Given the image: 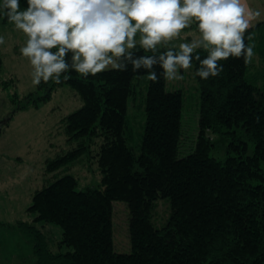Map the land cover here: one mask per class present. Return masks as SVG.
I'll return each mask as SVG.
<instances>
[{
	"label": "trees",
	"instance_id": "1",
	"mask_svg": "<svg viewBox=\"0 0 264 264\" xmlns=\"http://www.w3.org/2000/svg\"><path fill=\"white\" fill-rule=\"evenodd\" d=\"M21 5L26 8V0ZM190 28L198 31L195 22ZM248 34L253 38L245 43L254 52L248 64L229 58L218 77L203 80L194 75L199 62L193 60L200 117L192 138L183 126L185 90H168L159 66V56L172 50L168 44L155 53L133 50L134 58L157 60L152 70L158 82L127 61L125 71L85 77L70 69L67 81H42L20 110L39 108L63 87L83 102L64 120L67 141L77 147L48 161L47 170L72 167L89 154L101 180L79 190L75 176L59 178L35 193L33 223L0 222V230L25 232L35 264H264V22ZM196 54L208 55L203 49ZM3 66L0 53V73ZM132 110L141 114L140 123ZM225 145L224 157H215ZM165 201L170 215L160 222L157 210ZM116 202L128 212L130 253L116 248ZM37 224L60 227L59 249L69 250L55 252Z\"/></svg>",
	"mask_w": 264,
	"mask_h": 264
},
{
	"label": "clouds",
	"instance_id": "2",
	"mask_svg": "<svg viewBox=\"0 0 264 264\" xmlns=\"http://www.w3.org/2000/svg\"><path fill=\"white\" fill-rule=\"evenodd\" d=\"M0 0V16L27 37L20 48L32 66V83L39 86L50 80L60 84L61 77L74 70L85 77L103 73L111 67L127 70L148 69V79L158 82L152 55H137V45L144 52L155 53L158 46L173 42L193 22L198 38L178 44V52L167 50L159 56V66L166 80H182L179 70H189L199 62L195 76L203 80L223 72L220 61L243 58L251 62L253 46L245 43L248 31L259 11L247 0ZM5 38L0 36V45ZM207 51L206 58L196 54Z\"/></svg>",
	"mask_w": 264,
	"mask_h": 264
},
{
	"label": "rangeland",
	"instance_id": "3",
	"mask_svg": "<svg viewBox=\"0 0 264 264\" xmlns=\"http://www.w3.org/2000/svg\"><path fill=\"white\" fill-rule=\"evenodd\" d=\"M247 4L254 11L261 13L252 21L251 27L264 22V0H247ZM5 19L0 16V36L5 38V44L0 45V53L4 60L0 73V222L16 225L18 221L33 223L35 220V215L27 211L32 206L36 191L69 174L79 179V190L96 187L100 183L101 174L96 158H90L89 154L82 156L72 167L59 170V173L46 171L48 161L62 157L74 149L75 145L67 141L63 121L80 109L83 102L74 90L63 87L53 94V99L41 103L39 108L31 105L26 110H20L27 97L38 92V86L32 83L33 69L30 61L20 53V48L25 46L27 37L22 31L15 30L12 24L7 26ZM185 31L191 35L167 43L172 50L178 52L179 43L191 42L192 39L198 38L199 33L196 29L189 28ZM179 74L183 79L168 81V90H185L183 126L184 131H187V137L192 138L196 136L200 117L198 85L190 76V69L185 73L179 70ZM131 115L133 119H137L136 124L142 120L141 114L137 111L132 110ZM225 152L226 145L220 156L217 151L213 155L223 158ZM115 205L116 248L120 253H130L132 249L127 226L128 212L123 203L116 202ZM157 212L160 222L164 221L169 214L168 204L160 202ZM37 227L48 236L55 252L69 250L59 249L58 243L62 240L63 234L60 227L50 224H37ZM0 264H35L33 240L18 229L0 230Z\"/></svg>",
	"mask_w": 264,
	"mask_h": 264
},
{
	"label": "bare ground",
	"instance_id": "4",
	"mask_svg": "<svg viewBox=\"0 0 264 264\" xmlns=\"http://www.w3.org/2000/svg\"><path fill=\"white\" fill-rule=\"evenodd\" d=\"M4 23V22H3ZM10 24V23H9ZM5 25V24H4ZM7 26H8V24H7ZM59 91V90H58ZM175 91V90H174ZM33 94V93H32ZM35 94V93H34ZM15 96V95H14ZM17 97H18V95H17ZM16 97V98H17ZM53 99V98H52ZM16 100V99H15ZM18 100H19V98H18ZM25 100V99H24ZM28 107H30V106H28ZM34 108H36V107H34ZM38 108V107H37ZM25 110V109H24ZM70 116V115H69ZM197 119V118H196ZM65 120V119H64ZM64 122V121H63ZM63 124V123H62ZM65 131V130H64ZM63 132V131H62ZM65 132H67V131H65ZM64 133V132H63ZM67 134V133H66ZM71 146V145H70ZM74 146V145H73ZM75 147H77V146H75ZM74 147V148H75ZM72 150V149H71ZM70 151V150H69ZM65 152V151H64ZM70 153V152H69ZM64 155V154H63ZM64 157V156H63ZM60 158V157H59ZM79 158H81V157H79ZM20 159V158H19ZM57 159H58V157H57ZM78 160V159H77ZM79 161V160H78ZM77 161V162H78ZM24 162V161H23ZM50 162H51V160L49 161V164H50ZM74 162V161H73ZM83 162V161H82ZM52 163V162H51ZM70 163H72V162H70ZM70 163H68L69 165H70ZM48 165V164H47ZM52 165V164H51ZM51 165H49V166H51ZM46 167V166H45ZM65 167V166H64ZM48 168V167H47ZM51 167H49V169H50ZM62 168V167H61ZM48 169V170H49ZM55 170H58V169H56V168H54ZM60 169V168H59ZM48 170H46V171H48ZM53 170V169H52ZM55 170H53V171H55ZM100 170V169H99ZM60 172V171H59ZM58 172V173H59ZM48 173H52L51 171L49 172L48 171ZM49 175V174H48ZM79 181V180H78ZM5 185V184H4ZM1 186V185H0ZM3 186V185H2ZM44 188V187H43ZM47 188V187H46ZM45 189V188H44ZM8 190V189H7ZM10 190H12V189H10ZM43 191V190H42ZM14 193V192H13ZM12 193V194H13ZM35 193H37V191L35 192ZM19 194V193H18ZM14 195H16V194H14ZM33 196V195H32ZM19 197V196H18ZM16 199V198H15ZM20 200H22V199H20ZM33 201V200H32ZM159 202V201H158ZM166 202V201H165ZM33 203V202H32ZM162 204V203H161ZM21 205H22V203H21ZM26 206V205H25ZM20 207V206H19ZM23 207V206H22ZM27 208H29V207H27ZM31 208V207H30ZM25 209V208H24ZM23 209V210H24ZM168 209V208H167ZM25 211V210H24ZM23 211V212H24ZM30 211V210H29ZM29 211H27V212H29ZM5 212V211H4ZM10 212V211H9ZM27 212H25V213H27ZM12 213V212H11ZM158 213V212H157ZM168 213V212H167ZM159 214V213H158ZM2 215V214H1ZM13 214H11V216H12ZM32 215V214H31ZM170 215V214H169ZM3 216V215H2ZM11 216L9 217V219L11 218ZM29 216V215H28ZM13 217H14V215H13ZM6 218H8V216H6ZM35 218V217H34ZM33 218V219H34ZM12 220V219H11ZM22 221V220H21ZM19 222V221H18ZM127 222V221H126ZM22 223H23V221H22ZM28 223V222H27ZM14 225H15V223H13ZM17 225H18V223H16ZM7 225V224H6ZM5 227V225L2 227V228H4ZM6 227H8L9 228V226H6ZM14 228V227H13ZM41 228V227H40ZM11 229V228H10ZM42 229V228H41ZM12 230V229H11ZM14 230V229H13ZM14 232V231H13ZM25 233V232H24ZM25 235H27V234H25ZM127 252V251H126ZM24 262V261H23ZM34 262V261H33Z\"/></svg>",
	"mask_w": 264,
	"mask_h": 264
},
{
	"label": "crops",
	"instance_id": "5",
	"mask_svg": "<svg viewBox=\"0 0 264 264\" xmlns=\"http://www.w3.org/2000/svg\"><path fill=\"white\" fill-rule=\"evenodd\" d=\"M18 223V222H17ZM11 225H13V224H11ZM10 231H12V230H10Z\"/></svg>",
	"mask_w": 264,
	"mask_h": 264
}]
</instances>
